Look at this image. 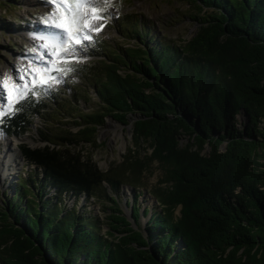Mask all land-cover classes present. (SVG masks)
Returning a JSON list of instances; mask_svg holds the SVG:
<instances>
[{
    "label": "trees",
    "instance_id": "1",
    "mask_svg": "<svg viewBox=\"0 0 264 264\" xmlns=\"http://www.w3.org/2000/svg\"><path fill=\"white\" fill-rule=\"evenodd\" d=\"M187 2L198 13L187 43L125 22L128 45L77 68L83 86L29 96L0 120L12 138L43 123V147L19 146L33 169L2 195L0 264H264V0ZM106 118L131 128L136 149L101 171L79 146L97 147ZM152 163L164 169L151 190L161 210L142 212L143 236L137 199ZM123 186L135 229L119 205ZM64 195L102 204L104 222L65 207Z\"/></svg>",
    "mask_w": 264,
    "mask_h": 264
},
{
    "label": "rangeland",
    "instance_id": "2",
    "mask_svg": "<svg viewBox=\"0 0 264 264\" xmlns=\"http://www.w3.org/2000/svg\"><path fill=\"white\" fill-rule=\"evenodd\" d=\"M102 6L106 8L104 12L105 20L99 21V23L104 24L103 30L89 33L92 36V40L84 42L87 47L77 57L79 62L71 64L74 70L67 73V75L52 72L51 75L58 76L61 82L53 84L47 94L41 92L36 96H32L29 93V96L36 99H44L50 94L56 93L59 97H63V94L69 92L70 88L75 85L77 87L83 86L85 79L77 74V68L81 66L90 68L94 65L93 63L99 60L100 54L104 53V47L108 49V47L115 48L128 45L119 33L125 22L136 19L143 21L152 32V36L169 41L178 47L187 43L197 29V25L189 17L198 13L188 4L187 0H105V4ZM53 11L54 7L50 0H0V82L9 80L16 83L15 77L25 65L31 67L36 64L35 58L39 57L38 51L36 46L30 41L29 35H63L59 29L45 23V18ZM54 60L55 57L47 64H51ZM60 66L63 67L64 65L61 64ZM27 76L28 78L31 77L29 73H27ZM7 96L8 89L0 88V106L7 103ZM93 96L91 93V97ZM91 101L95 102L96 100L91 99ZM79 106L84 113L91 110L82 101L79 102ZM4 117L5 115L0 114V120ZM68 120L70 119H63L62 122ZM42 124L40 118H35L30 130L18 138L6 136L0 129V157L12 158L13 160L11 159L12 161L6 165V168L15 169L13 175L9 174V172L3 175L0 171V203L3 194H13L12 186L15 181L20 176L26 177L27 171L33 169L32 166L26 164L18 151L20 145H25L31 149L43 147V144L37 141L38 137L35 132L36 129L42 128ZM70 131L74 132L75 128L71 127ZM96 136L97 147L79 146V150L82 149L83 155L89 156L101 171H106L108 168L119 164L123 160V156L128 154V150L136 149L132 144L131 128L118 125L109 118L105 119V125L102 128L97 129ZM9 141L15 147L12 148L14 150L12 152L5 148V143H9ZM138 152L142 158L149 153V150L142 144L138 147ZM260 162L263 163L264 161ZM163 170L161 166L152 163L141 178L139 192L142 193V196L137 200L141 211L139 229L142 230L144 235L143 228L149 219V212L153 211L154 208L158 211L161 210L156 201L152 199L151 190L157 186L158 181L163 177ZM120 193L119 205L123 209L125 217L130 218V209L126 205L131 204L134 193L131 189L124 186L121 188ZM64 196L65 198L62 201L65 207L69 209L75 207L76 210L90 212L100 222H104L102 204L92 199L85 201L82 196L77 200L67 195ZM145 208L149 212L143 217L142 212H144ZM178 213L179 208L173 213V216L178 217ZM134 228L136 227L134 226ZM105 231L106 228L102 226L101 234H104Z\"/></svg>",
    "mask_w": 264,
    "mask_h": 264
},
{
    "label": "snow or ice",
    "instance_id": "3",
    "mask_svg": "<svg viewBox=\"0 0 264 264\" xmlns=\"http://www.w3.org/2000/svg\"><path fill=\"white\" fill-rule=\"evenodd\" d=\"M54 11L45 18V23L59 29L63 34H57L51 43L43 46L50 48L49 55L55 57L51 64L43 63L33 66L29 72L31 79L23 84L9 80L0 82V88L8 89L7 103L0 106V114L12 115L21 110L17 107L21 101L28 99L29 93L36 96L38 93L47 94L53 84L60 83L58 76L52 72L67 75L73 71V62H79L77 57L86 50L85 41H91L89 33L103 30L106 8L102 5L105 0H50ZM43 60V58H41ZM64 66L61 67L60 65ZM2 122V121H0Z\"/></svg>",
    "mask_w": 264,
    "mask_h": 264
},
{
    "label": "bare ground",
    "instance_id": "4",
    "mask_svg": "<svg viewBox=\"0 0 264 264\" xmlns=\"http://www.w3.org/2000/svg\"><path fill=\"white\" fill-rule=\"evenodd\" d=\"M56 34H48V35H41V34H38V35H33V36H30L29 35V38H30V41L36 46V49L38 51V56L39 57H36L35 58V62L36 64L34 66H41L43 63H47L49 62L50 60H52L53 57H51L49 55L50 53V48H45L43 45L46 44V43H51L52 42V38L55 37ZM38 40H42V41H38ZM41 58H43V60H41ZM51 58V59H50ZM33 66H29V65H25L24 68L21 70V72L16 75V81L18 83H21L23 84L26 80H30V78H28L27 76V73L30 74L29 70L32 68ZM5 148L6 150L12 152L14 151L12 148H15L14 145H12L9 141V143H5ZM7 151V152H8ZM13 154V153H12ZM12 158H5L4 157H0V171L3 175H5L7 172H9V174L13 175L15 173V169H8V167L6 168V165L12 161L11 160Z\"/></svg>",
    "mask_w": 264,
    "mask_h": 264
},
{
    "label": "water",
    "instance_id": "5",
    "mask_svg": "<svg viewBox=\"0 0 264 264\" xmlns=\"http://www.w3.org/2000/svg\"><path fill=\"white\" fill-rule=\"evenodd\" d=\"M18 153L20 154L19 151H18ZM0 206H1V203H0ZM126 220H127L128 222L131 223V228L135 229V228H134L135 225H134V223L132 222V220H131L130 218H127V217H126ZM142 235L144 236V233H143V232H142ZM144 249H145V248H140V250H143V251H144Z\"/></svg>",
    "mask_w": 264,
    "mask_h": 264
}]
</instances>
